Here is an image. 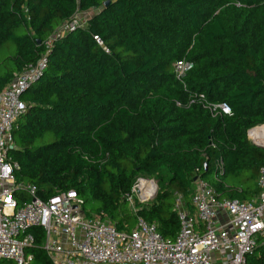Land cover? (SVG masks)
<instances>
[{
	"label": "trees",
	"instance_id": "trees-1",
	"mask_svg": "<svg viewBox=\"0 0 264 264\" xmlns=\"http://www.w3.org/2000/svg\"><path fill=\"white\" fill-rule=\"evenodd\" d=\"M236 1L0 0V92L47 58L22 96L10 150L17 181L43 200L75 190L88 217L105 213L123 230L139 216L170 239L176 195L193 211L196 178L218 197L256 198L264 149L247 132L264 124V0ZM79 12L85 24L62 34ZM184 57L194 66L180 80L174 63ZM221 103L230 114L208 107ZM139 175H167V186L134 213L127 195ZM30 232L32 264H53L43 229ZM246 264H264V237Z\"/></svg>",
	"mask_w": 264,
	"mask_h": 264
},
{
	"label": "built area",
	"instance_id": "built-area-1",
	"mask_svg": "<svg viewBox=\"0 0 264 264\" xmlns=\"http://www.w3.org/2000/svg\"><path fill=\"white\" fill-rule=\"evenodd\" d=\"M236 6L242 4L230 0ZM77 17L60 32L75 30L85 24ZM94 40L104 46L99 36ZM47 44L50 46L51 41ZM106 49V48H105ZM47 58L14 75L0 92V261L32 264L34 256L27 250L35 242L33 227L44 231L43 249L53 264H246V257L264 237V166L258 177L259 195L242 201L218 197L216 189L197 178L191 197L193 211L186 208L183 197L176 195L174 210L180 219L175 239L165 237L155 223L137 218L132 229L119 230L105 213L88 217L83 199L75 190L58 191L49 200L38 196L34 184L18 182L16 163L10 150L14 146L17 120L26 112L24 91L46 69ZM194 63L184 57L174 63L177 78L182 80ZM200 98H204L200 94ZM231 113L226 103L208 106ZM264 124L247 132L252 143L263 144L260 132ZM223 172L220 164L215 174ZM158 183L152 178L137 177L127 200L137 213L136 202L156 198Z\"/></svg>",
	"mask_w": 264,
	"mask_h": 264
},
{
	"label": "rangeland",
	"instance_id": "rangeland-1",
	"mask_svg": "<svg viewBox=\"0 0 264 264\" xmlns=\"http://www.w3.org/2000/svg\"><path fill=\"white\" fill-rule=\"evenodd\" d=\"M88 13H85V12H79L78 15H77V18L80 19V20H86L87 17H88ZM261 132H264V129H262ZM139 177H144V178H152L154 179L160 188H163V187H166L167 186V175H164L163 178L161 179V177L159 175H156V176H148V175H139ZM34 264H44L42 261H35Z\"/></svg>",
	"mask_w": 264,
	"mask_h": 264
},
{
	"label": "water",
	"instance_id": "water-1",
	"mask_svg": "<svg viewBox=\"0 0 264 264\" xmlns=\"http://www.w3.org/2000/svg\"><path fill=\"white\" fill-rule=\"evenodd\" d=\"M108 4H109V1L106 2V5H108ZM253 145L256 146V147H259V148L264 149V145H263V144H256V143H253ZM196 179H197V178H196Z\"/></svg>",
	"mask_w": 264,
	"mask_h": 264
},
{
	"label": "bare ground",
	"instance_id": "bare-ground-1",
	"mask_svg": "<svg viewBox=\"0 0 264 264\" xmlns=\"http://www.w3.org/2000/svg\"><path fill=\"white\" fill-rule=\"evenodd\" d=\"M260 139H262L264 141V132H260Z\"/></svg>",
	"mask_w": 264,
	"mask_h": 264
}]
</instances>
